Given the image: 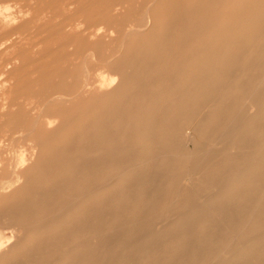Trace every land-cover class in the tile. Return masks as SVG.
Here are the masks:
<instances>
[{
	"label": "rangeland",
	"instance_id": "374dc122",
	"mask_svg": "<svg viewBox=\"0 0 264 264\" xmlns=\"http://www.w3.org/2000/svg\"><path fill=\"white\" fill-rule=\"evenodd\" d=\"M18 1L0 0V6H13V9H7L10 10L7 13L4 6L0 10L17 20L14 24L11 19L10 24L0 21V34L20 24L19 30L12 33V40L15 36L29 35V41L31 37L38 41V38L49 36V32L51 37L47 38L49 45L46 49L42 43L41 48L37 44L39 49L36 45L30 47L26 56L29 55L32 66L18 60L16 48H9L7 42L0 55H3L1 64L6 58L10 59L7 53L14 54L11 56L14 60L10 59L8 66L15 71L9 81L15 82L14 85L6 82V93L0 97L2 101L6 100L3 103L0 100V107L5 105L0 110V199L9 198L15 189L16 184L9 183L12 168L18 162L20 151L36 136V128L24 131V126L30 125L36 112L44 114L53 104L45 100L49 86L73 87L86 82L89 74L109 72L105 60L113 63L117 58L126 57L128 69L142 68L143 78L147 79L143 89L131 90L125 99L115 101L116 108L124 113L126 133L134 132L140 154L145 156L161 148L156 145L154 136H162L163 146L170 150V154L158 161L163 166L165 180L161 189L163 198L150 211L152 215L141 222V229L136 231L145 237L144 244L154 233L167 231L169 235L160 243V249L153 247V250L140 252L135 264H264V0H109L116 3V9L106 15L98 11L101 0L83 8L81 5L86 0H79V6L75 4L71 8L77 19V28L86 23L89 26L97 23L92 28L96 31L101 28L99 34L108 30V34L94 41L95 37L86 38L78 32L73 45L62 48L55 43L59 39L55 38L54 32L62 15L52 18L60 1L57 0V4L54 0ZM118 1L123 5L117 4ZM47 2L50 7L54 6L51 12L40 11ZM55 4L59 6L55 8ZM26 13H30L29 17ZM135 24L141 28L133 33L131 28ZM30 32L36 34L33 36ZM73 50L75 53L71 54ZM138 53L148 61L135 60ZM151 56L153 59L149 61ZM36 66L42 68L32 71ZM4 69L0 65V71ZM8 86H11L10 90ZM113 96L120 97L119 93ZM32 103L40 106L27 111ZM111 103L114 101L96 99L86 107L68 111L64 108L69 103H54L56 105L49 108V112H65L67 122L62 129L65 132L61 130L53 137L63 139L68 129L91 130L94 121L96 133L106 134L108 127L104 130L103 126L111 125L107 133L114 134L122 124L117 120L107 124ZM155 115L159 121L151 126L149 119ZM166 126L174 129L170 136ZM181 128L188 135L187 139L181 136ZM167 139L171 140L168 142ZM77 155L81 156L80 153ZM93 155L95 151L89 153V156ZM93 165V169L88 170L91 176H88L99 185L91 192L90 199L110 196L133 177L132 169L122 170L118 164L99 161ZM85 169V166L78 168L82 180L89 179ZM51 172V181L59 174L62 188L66 190L70 173L66 166ZM49 178L38 177V181L47 185ZM21 182L20 179L19 184ZM69 212L61 226L52 222L49 229H42L33 236L6 237L12 238L13 242L19 240L20 245L8 257L0 258V264H68L79 249L85 248L81 241L86 236L96 238L100 235L99 232H95L96 235L93 232L64 233L59 234L64 238L55 239L54 234L65 230L70 217L82 219L73 210ZM81 223L83 221L78 224ZM51 234L49 240H55L47 248L52 251L49 262L31 260L28 251L43 241L39 251L45 252L46 239ZM5 235L9 236L7 231ZM8 247L9 244L4 249ZM109 252L103 251V255Z\"/></svg>",
	"mask_w": 264,
	"mask_h": 264
},
{
	"label": "bare ground",
	"instance_id": "6f19581e",
	"mask_svg": "<svg viewBox=\"0 0 264 264\" xmlns=\"http://www.w3.org/2000/svg\"><path fill=\"white\" fill-rule=\"evenodd\" d=\"M19 1L21 3L23 2L22 0ZM54 1H56L57 4L58 1L57 0ZM59 1L60 2L58 3H60V7L59 9H56L54 11L56 13H52V18L62 15L61 20L56 22L57 26L55 27H57L56 28L57 30L56 29L54 30V32H56L55 38L59 39L56 40L55 43H58L61 48L62 46L63 47L72 46L76 38V33L78 32L82 33L86 38L95 37L96 39L94 41L101 39V37L107 36L108 30H105L101 34H99L101 28L99 31H96L94 28H92L95 25H97V23L95 25L91 24L90 26L88 23H86L82 27L77 28V24H76L77 19L75 18L74 13L71 11V8L74 7L75 4L76 6H79L77 5V1L79 0H59ZM96 1L97 0H89V1L86 0L84 1V4L81 5V7L83 8V6L85 5H86L85 7H87V5H89L90 3H91L90 6L95 5ZM227 3L228 2H226V4ZM19 4L20 3H17V5ZM23 4L25 5V3ZM56 4H55V8L59 6V5L57 6ZM117 4L123 5L121 1H118ZM226 4H224V6ZM115 5L116 3L110 2L109 0H101V4L98 11L105 15L106 13L109 14L112 12L113 9L114 10L116 9ZM5 6H4L5 11L13 7V6L9 7L10 5H7L8 7ZM26 6L27 5H25V8ZM2 7L0 9L3 10ZM44 7L45 8L40 9V11L44 10V12H51L50 9H52L54 6L52 5L50 7L49 3L47 2ZM77 8H76V12H77ZM2 10H0V21L5 24L6 23L10 24L11 23L10 17L12 18L14 17L13 15L6 13L8 11L10 12L11 9L7 10L6 13ZM87 11H89V9H87L85 12L87 13ZM25 12H22V14H24ZM29 14L26 13V17ZM41 15L42 14L40 13V16ZM38 17L35 19H38ZM11 21H14V19L13 20L11 19ZM15 21L13 22V24L15 23ZM25 22L24 24H26ZM17 25L18 27H13L10 30L4 31L3 33L0 34V55L2 54V50L4 49V46L7 42L9 48H11V46L13 48H16V58L18 60H20L24 65H27L28 63L32 66L33 63L32 60L29 59V55L26 56L27 52L35 45H36L35 47H37V44H39L40 47V43L45 44L44 45L45 49L48 48L47 46L49 44L47 42V38L51 37L50 36L51 32L48 33L49 36H44V38L41 37L42 39L38 38V41L35 40L36 37L35 38L31 37L32 40L29 41L27 37L30 36L28 35L27 37H24L23 34H21L23 35V37L19 36L18 38H16L15 36V39L12 40L11 38L12 33L16 32V30H19L20 24ZM139 28L141 27H138V25L135 24V26H133L131 30L134 33V31H139L140 30ZM28 29H30V25ZM18 32L21 33V31ZM127 32L128 31H126V33ZM32 33L30 32V35H33ZM25 34L27 35V33ZM33 39L36 41L35 43ZM9 48H7V50L10 51ZM37 49L39 48L37 47ZM74 53L75 51L73 50L71 54ZM6 55L10 56L11 59V56H13L14 54L11 53L10 55L7 53ZM142 55H139L138 53L135 60L137 59V61L141 60L143 62L144 61L147 62L148 58L143 57ZM262 56L261 58H263ZM125 58L126 57H122L121 59L117 58L113 60V63L105 60V62L109 65L110 68L109 72L102 71V73H97V75L89 74V77L87 75L88 78L86 82L78 83L77 85H73V87L67 86L63 88H56L53 86L52 87L49 86L45 94V98H46L45 100L51 101L53 104L48 107L47 112H45L44 114L38 110L39 112H36L34 114L30 125L24 126L23 128L24 131H30V129L36 128L35 131L36 136L32 137L31 143L28 142L30 144H27L20 151V154L18 156V162L14 164V169L12 168L11 175L9 176V183L16 184L15 189L11 191L10 196H8L9 198L0 199V258L8 257L9 253H12L11 251L16 249L17 246L20 245L19 243H17V241L19 240L13 242L12 238L6 239V237L33 236L34 233H37L42 229H46V228L49 229V226L51 225L52 222H54L56 226H61L62 225L61 221L65 219L64 216L70 213L69 211L72 210L73 212H76L77 214L82 216V219L80 220L77 219L78 216L70 217V219H68L67 226L64 228L65 230L61 233L58 232L54 234L55 239H57L58 237V240H61L64 237L63 235H59V234H64V233L79 234L80 232L81 233L93 232L94 235H96L95 232H99L100 235L96 238H91L89 236H86L85 239L81 241V243L82 245L84 246L86 245L88 247L85 246V248H83L82 250L79 249V251L76 252V254L68 262V264H135L136 260L140 256L139 255L140 252L145 251V249L153 250V247L156 249L159 248L160 243H163L166 237L169 235V232L167 231L159 234L154 233V235L149 236L150 238L149 242L144 244L142 243V241L144 240L145 237L144 236L141 237L139 233L136 232L137 229H141L140 228L141 222H143L148 216L152 215L150 211H152L153 208L157 207L159 204V200L163 198L161 195V189H162V185L165 183V180H163V176H162L163 166L158 161L162 157L167 156V154H170V150L168 147L165 148L163 146L162 136L160 137L154 136L156 145L160 146L161 148H159V150L153 149L154 152L150 153V155L148 156H145L143 154H140V146H138L139 143L136 140H134V136H135L134 132L133 134L126 133V127L123 126V124L126 121L125 118L123 117L124 113L118 110V108H116L118 104L115 101L125 99V95L131 92V90L143 89L142 88L144 86L143 83H145L147 79L143 78L142 68L129 70L127 67L129 65L126 66L127 61L125 60ZM10 59L6 58V60H4L5 62L2 61L3 63L0 64L2 67H5L3 72L0 71V75H1L0 97L2 94L4 95V93H6L5 86L7 85L5 83L11 80V76H12L11 73L15 72L13 67L11 68L9 67L10 66L9 64H11L10 63L11 61H9ZM152 59L153 58L151 56L149 58V61H152ZM33 61L35 62L36 60ZM41 68L42 67L36 66L35 69H33L32 71H36ZM16 71H20V70H16ZM40 77H35V78L39 79ZM14 81H16V79ZM14 83L15 82H9L7 84H11L12 86L14 85ZM11 86H8L9 90ZM115 93H119L120 97L113 96ZM215 94H217V91ZM6 96L8 95L6 94ZM96 99H101L106 102L114 101V103H111V105L108 106L107 112L109 113H107V119H106L107 124H112L115 120L121 122L122 124L121 127L116 128L117 131H115L114 134L107 133L112 128L111 125L103 126L104 130L105 127H108V129H106L107 130L106 134L96 133L95 121H94L91 130H88L87 128L73 129V130L68 129V132L65 133L63 139L54 138L55 135L59 134L60 131L64 128V124H66L67 122L65 121V117L67 114L64 112V110H63L64 114L57 111H53V114H51L49 112V108H51L56 104L57 105L63 104L65 102V103H69V105L67 104V107L64 108L67 111L69 109L72 110V108L75 107H79V109H81V107H86V105H88L90 102H94ZM4 101L6 100H3L2 103ZM201 105L204 106L203 104ZM2 106L4 107L5 105ZM37 106L39 107L40 105L39 104L37 105L36 103L35 104L32 103L27 108V111H31L34 108H37ZM3 107H0V110L1 108L4 109ZM150 109L151 108H149V110ZM190 113L192 114V112ZM156 115L153 119L151 120L149 119L151 126L157 124L156 121H159ZM149 117L150 116H148V118ZM102 124H104L103 120H102ZM151 128L153 129V127ZM166 130L167 133H169V136L174 132V129L169 126H166ZM62 131L65 132V130ZM180 132L182 134L181 136L183 137L185 136L184 138L187 139L188 135L185 134L183 128L180 129ZM170 140H168V142ZM201 146L203 147V145ZM94 151H95V155L89 156V153H92ZM77 153H80L81 156H78ZM97 155L99 160H97ZM99 161H101V163L103 164L105 163L118 164L121 168H123L122 170L132 169L133 177L131 179H128L127 184H124L123 187L114 190L110 196L101 199H99V197L90 199L91 192L94 191L95 188H97L99 182H93L90 179L91 174L88 173V170L93 169L92 168V166H94L93 164H96ZM65 166L67 170L70 171L69 178L67 177L68 179L66 180L68 182V188H66V190L62 188V183L58 177L59 174L53 177V181H51V178H49V176L53 174V172H51L53 169H58L60 167L65 168ZM83 166L86 167L85 170L87 171L86 172L87 177H89L88 180L85 179L82 180L81 175L78 173L79 172L78 168L79 167L82 168ZM88 174H90V176H88ZM38 177L41 179L49 178L47 180L48 184L42 185L38 181ZM20 179L22 180V182L19 184ZM115 198L117 199V201L115 200ZM117 215L118 218L115 217ZM81 221H83V223L78 224ZM6 231L8 232L9 236L5 235ZM26 233L29 234L27 235ZM52 235L53 234L48 236L49 238L46 237L48 244L45 247L46 248L45 252L39 251V248L41 246L40 243H42L43 241L36 243L31 248V250L28 251L31 260L34 261L36 259V261H42L44 263L49 262V260L52 257V251H48L47 248H50L49 247L50 243H52V245L54 243L55 239L51 241L49 240ZM7 244H9V247L4 249ZM106 250H109L110 252L106 255H103V251ZM69 253L70 252H68V254ZM67 259L68 258H66V261ZM151 262L152 259L149 263Z\"/></svg>",
	"mask_w": 264,
	"mask_h": 264
}]
</instances>
